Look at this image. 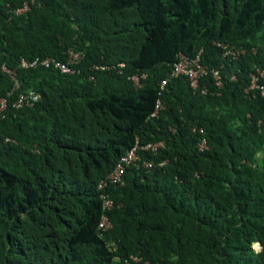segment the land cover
<instances>
[{
	"label": "trees",
	"instance_id": "1",
	"mask_svg": "<svg viewBox=\"0 0 264 264\" xmlns=\"http://www.w3.org/2000/svg\"><path fill=\"white\" fill-rule=\"evenodd\" d=\"M224 45L245 54L223 57ZM70 48L79 75L19 67ZM200 51L223 84L205 77V95L169 76ZM2 66L39 99L0 118V264H264V98L245 94L264 69V0H0L10 103ZM136 141L164 148L138 152L153 167L127 168L104 190L121 206L103 212L97 185ZM103 213L113 228L100 236Z\"/></svg>",
	"mask_w": 264,
	"mask_h": 264
},
{
	"label": "built area",
	"instance_id": "2",
	"mask_svg": "<svg viewBox=\"0 0 264 264\" xmlns=\"http://www.w3.org/2000/svg\"><path fill=\"white\" fill-rule=\"evenodd\" d=\"M31 5L34 4V1H31ZM30 4L24 3L23 6L16 10H11L10 13L13 15L23 14L29 10ZM223 57L230 56L233 59H238L240 56L245 54L244 50H237L233 46H223ZM201 51L194 57L188 58L182 54L178 55L176 62L173 64V70L170 73V78L174 77H185L189 82L190 88L193 92H198L201 95H205L208 93V88L203 84L200 85V82L207 77H212L214 81V85L218 88L222 87L221 75L220 70L217 69H208L205 65H203L200 61ZM84 58V54L80 51L74 50L72 48L68 49L66 52L65 60L59 61L52 57L47 58H34L33 60L26 61L23 58L20 59L19 67L26 70L36 69V68H45L51 69L54 68L58 70L61 74L66 75H79L81 73L80 64ZM119 68H123L124 64H119ZM110 67L105 66H94V70H106ZM3 73L7 74L10 80L13 83V88L9 95H15V98L9 103L8 98L0 97V118L4 117V112L10 105L15 109L21 108H32L35 103L38 102L39 96L34 91L29 92H21L20 84L16 78V73L14 70L8 68L7 66H2ZM92 78V77H91ZM145 74H141L139 76L134 75L130 77V80L133 82L136 88L140 87V79H144ZM249 84L245 89V94L249 98H255L257 96L264 98V69L260 68L259 66H255L253 71L249 75ZM235 76H232L230 80H234ZM169 79H164L161 82V88H164ZM212 93V92H211ZM213 94V93H212ZM161 107L160 102L156 105L155 112L151 115L154 117ZM199 133L202 134V130H199ZM164 148V143L162 141L158 142H150L145 145H140L136 141L135 145L120 159L118 160L117 164L115 165L113 171L105 178V180L101 181L97 185V190L100 192L99 198L102 205V211H112L115 208H119L120 204H115L109 195L104 192L109 187L117 188L124 186V175L127 168L135 167V168H143L145 170H149L153 167V163L150 160H144L138 155V152H149L153 155H156L159 150ZM197 149L199 152H204L209 149L208 143L206 138H201L199 143L197 144ZM163 165V163L161 164ZM113 228V223L109 219V217L103 213L100 217V220L97 224V231L100 236L103 233L110 231ZM259 247L258 251L261 250L259 244H256ZM139 262H143L140 257L137 256H130L129 260H126L124 264H137ZM144 264V263H143ZM145 264H147L145 262Z\"/></svg>",
	"mask_w": 264,
	"mask_h": 264
},
{
	"label": "rangeland",
	"instance_id": "3",
	"mask_svg": "<svg viewBox=\"0 0 264 264\" xmlns=\"http://www.w3.org/2000/svg\"><path fill=\"white\" fill-rule=\"evenodd\" d=\"M259 156H261L260 158L264 159V150L260 153ZM252 247H253V249H254L255 251H258V250H259V247L256 246V244H254Z\"/></svg>",
	"mask_w": 264,
	"mask_h": 264
},
{
	"label": "clouds",
	"instance_id": "4",
	"mask_svg": "<svg viewBox=\"0 0 264 264\" xmlns=\"http://www.w3.org/2000/svg\"><path fill=\"white\" fill-rule=\"evenodd\" d=\"M255 244H257V243H255ZM254 245V244H253Z\"/></svg>",
	"mask_w": 264,
	"mask_h": 264
},
{
	"label": "bare ground",
	"instance_id": "5",
	"mask_svg": "<svg viewBox=\"0 0 264 264\" xmlns=\"http://www.w3.org/2000/svg\"><path fill=\"white\" fill-rule=\"evenodd\" d=\"M257 246V245H256Z\"/></svg>",
	"mask_w": 264,
	"mask_h": 264
}]
</instances>
